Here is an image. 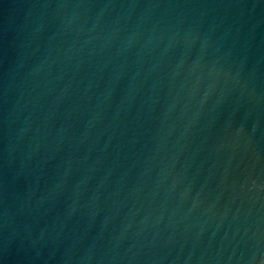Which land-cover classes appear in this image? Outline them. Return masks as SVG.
Returning a JSON list of instances; mask_svg holds the SVG:
<instances>
[{"label": "water", "instance_id": "95a60500", "mask_svg": "<svg viewBox=\"0 0 264 264\" xmlns=\"http://www.w3.org/2000/svg\"><path fill=\"white\" fill-rule=\"evenodd\" d=\"M0 264H264V0H0Z\"/></svg>", "mask_w": 264, "mask_h": 264}]
</instances>
